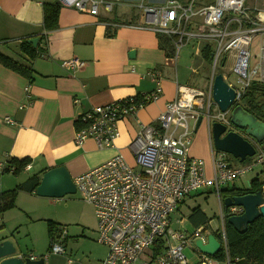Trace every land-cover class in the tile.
<instances>
[{"label": "built area", "instance_id": "obj_1", "mask_svg": "<svg viewBox=\"0 0 264 264\" xmlns=\"http://www.w3.org/2000/svg\"><path fill=\"white\" fill-rule=\"evenodd\" d=\"M59 3L91 14L99 13L101 6L108 11L113 8V3L105 0H59ZM140 3L141 12L154 32L176 37L175 58L179 57L181 47L192 39L206 41L207 45L209 40L216 43L206 89L179 85L176 97L167 103L157 123L141 125L130 144L136 166L130 165L118 152L96 168L73 178V183L82 198L94 207L98 221L96 240L108 249L102 264H136L156 242L163 244V250L154 258L151 253L150 261L143 264H189L184 252L187 246L197 252V264H217L219 261L201 252L195 241L201 239L207 243L209 234H214L221 243L220 250L224 248L228 252L227 218L242 213L244 208L238 205L226 208L221 190L236 185L237 179L256 165H264V149L257 150L253 163L233 166L227 160V153L215 149L211 141L210 176L204 161L188 151L200 116L210 133L211 124L216 121L234 129L228 111L219 109L216 115L211 113L215 103L212 85L219 73L218 66L226 73L233 71L239 76L236 88L221 73L228 86L235 90L233 105L239 104L251 84H264V6L259 5L264 4V0H165L160 4L142 0ZM256 36L260 37V51L258 62L252 66L250 45ZM47 54L48 51H44L40 55L47 57ZM62 64L67 68H80L84 62L70 58ZM193 71L197 72L198 68ZM29 89L30 84L26 87L27 93ZM161 92L158 85L139 97H127L86 111L78 117L81 126L75 130L76 144L93 138L101 148L115 147L114 141L120 135L118 121L156 100ZM206 187H211L219 199V225L214 229L209 221L194 228L192 233L173 229L171 216L180 203L194 191ZM67 233L66 226L60 225L52 231L49 253L60 256L66 253ZM226 254V264H233Z\"/></svg>", "mask_w": 264, "mask_h": 264}, {"label": "crops", "instance_id": "obj_2", "mask_svg": "<svg viewBox=\"0 0 264 264\" xmlns=\"http://www.w3.org/2000/svg\"><path fill=\"white\" fill-rule=\"evenodd\" d=\"M55 2L59 0H0V51L27 63L18 56L20 42L46 33L43 6ZM116 4L113 3L111 11L101 6L97 14L62 5L59 27L40 41L48 56L32 61L30 78L0 63V192L16 188L33 175L42 177L44 171L60 165L75 178L118 152L130 165H136L130 144L141 125L157 123L167 103L176 97L177 87L190 86L181 83L177 75L174 53L168 55L161 46L159 36L163 34L154 32L142 12L121 11ZM131 50L135 51L132 56ZM202 57L207 61L203 53ZM70 58L80 59L84 65L64 67L62 62ZM158 85L162 92L156 100L118 121L120 135L114 141L115 147L101 148L93 138L76 144L75 122L83 113L96 106L150 93ZM203 126L197 138V143H201L193 141L188 152L204 161L210 176L212 139L206 124ZM12 158L30 161L23 171L15 174L6 170ZM260 177L264 179V175ZM16 198V206L0 214L4 228L13 223L16 210H23L25 215L36 214L35 203L39 198L36 191H20ZM2 231L0 241L9 238L18 248L17 242ZM95 233L97 238L96 229ZM68 239L67 233L64 256L71 258ZM100 245L106 252L101 248L94 250L83 264H102L107 247ZM18 254H22L19 249Z\"/></svg>", "mask_w": 264, "mask_h": 264}, {"label": "rangeland", "instance_id": "obj_3", "mask_svg": "<svg viewBox=\"0 0 264 264\" xmlns=\"http://www.w3.org/2000/svg\"><path fill=\"white\" fill-rule=\"evenodd\" d=\"M114 4L118 3V8L123 11L128 12H138L142 11L139 6H141L142 0H120V1H110ZM145 3L160 4L165 2V0H144ZM183 1V0H182ZM116 2V3H115ZM117 5V4H116ZM260 6L264 4L259 3ZM115 13V11H113ZM201 20L200 17H197ZM208 43V42H207ZM206 41H196L195 39L190 40L185 43L180 50L179 57L177 58V75L181 83H187L190 86L199 87L201 89H206V79L208 73L210 72L212 65V58L208 61H203L201 54L202 46L207 45ZM209 45L212 48V52L216 50V43L213 40H209ZM260 37H254L251 47V65L254 66L258 62V53L260 51ZM177 52V51H176ZM193 68H198V71L194 74L192 73ZM217 71L224 74L226 81L230 82L236 88L239 87L238 74L233 73V71L226 73L227 71L218 66ZM239 104L242 106L246 104V100L242 99ZM219 111V107L216 103L212 106L211 113L216 115ZM231 116V112L228 113ZM206 123L202 121L199 125V129L193 134V141L197 143L198 137L200 136ZM228 129H231L229 127ZM201 142L197 143L200 144ZM256 145V149L259 151L260 146ZM264 147L262 146V149ZM256 156L247 157L243 162H239V159L234 157L232 154L227 153V160L232 165H247L255 161ZM133 166V165H132ZM136 166V165H134ZM253 171H250L244 177L237 179L235 182L238 186L248 184L250 178L255 177V174L260 176L264 175V166L262 164L256 165ZM37 198L36 214L25 215L24 211L16 210L17 216L13 223L3 227L0 224V231L3 235L11 236L15 242L18 244V248L22 254L31 256L34 255L38 258H44L45 255L49 254L47 258H44L45 264H83L90 258L91 253L94 250L100 249L105 251L106 249L100 245L96 240L95 229L98 230V221L95 216L94 207L91 203L82 198L81 192L77 191L72 194L64 195L61 198L52 197H42ZM217 194L211 187L202 188L200 190L194 191L191 195L185 197L182 203H180L177 211L171 216L173 229L179 231L192 233L195 229L194 223L191 220L193 209L199 207L205 214L206 219H211V225L215 229L219 225L221 208L220 202ZM48 221L54 223L63 224L68 230V251L71 248L72 252L68 258L67 256L60 254L49 253V246L51 237H49V226ZM82 229L84 232L81 234ZM13 234V235H12ZM153 246L150 247L139 259L136 264H143L144 262L150 261V255L152 253ZM108 252V249H107ZM185 255L188 258L189 264H197L199 262V257L197 252L193 250L192 247L187 246L184 249ZM107 255V253H106ZM72 263H69L71 261ZM74 260V261H73ZM154 264V263H151ZM217 264H225L224 261H219Z\"/></svg>", "mask_w": 264, "mask_h": 264}, {"label": "water", "instance_id": "obj_4", "mask_svg": "<svg viewBox=\"0 0 264 264\" xmlns=\"http://www.w3.org/2000/svg\"><path fill=\"white\" fill-rule=\"evenodd\" d=\"M39 37H31L28 43L37 46ZM135 51L131 50L130 55ZM213 87V100L222 112H231L230 120L234 129H228L221 122H214L211 128V139L215 149L225 153L232 154L243 162L247 157L256 154L255 144L264 141V121L249 113L245 108L234 103L236 96L235 90L228 86L223 75L217 73ZM203 117L200 116L195 127L199 129ZM64 165L56 166L44 171L40 183L36 188V193L42 197L61 198L64 195L77 192L73 178ZM224 206L238 205L244 208V211L238 215H231L227 222L238 232L243 233L247 226L259 217L264 218V185L256 192H250L243 195L229 196L224 199ZM196 246L204 254L215 256L220 251L221 243L214 234H209L207 243L201 239L195 241ZM44 258L32 259L31 256L18 254V249L12 240L4 239L0 241V264H45Z\"/></svg>", "mask_w": 264, "mask_h": 264}, {"label": "trees", "instance_id": "obj_5", "mask_svg": "<svg viewBox=\"0 0 264 264\" xmlns=\"http://www.w3.org/2000/svg\"><path fill=\"white\" fill-rule=\"evenodd\" d=\"M62 5L59 2L55 3H44L43 6V25L46 33L39 36V41L37 46L28 43L29 38H24L18 50V56L20 58H25L27 63L22 62L19 59L13 58L8 54L0 51V63L7 67L8 69L15 71L21 75L26 76L27 78L31 77L33 73L32 61L38 57H41L44 51V47L40 44L42 39L52 33L56 28L59 27V15ZM38 37V36H37ZM161 46L166 48L167 54L171 55L175 52L174 41L176 40L175 36L160 35ZM210 45L204 46L203 56L208 61L211 60L212 48ZM209 62V61H208ZM139 97V96H137ZM246 100L245 108L246 111L255 115L260 120L264 121V84H259L254 82L251 84V87L248 89L246 94L242 97ZM241 105V104H240ZM81 120L77 118L75 125L77 128L81 126ZM260 147L264 145V141L259 143ZM264 147V146H263ZM264 149V148H263ZM30 159H15L12 158L6 170H11L14 167L13 172L19 174L24 170L26 165L29 163ZM41 177L38 175H33L27 179L24 183L19 184L16 188L11 190H6L0 192V214L4 213L6 210L12 209L16 206L17 196L20 191H26L33 193L36 191L37 186L40 183ZM264 185V179H261L260 176L252 178L247 186L238 187L234 185L233 187H225L221 190V196L223 199L226 197L234 195H243L250 192H256ZM205 214L202 212L199 207L193 209L191 220L194 223L195 228L201 225H206L209 223V219H206ZM227 228V241H228V252L222 248L216 255L215 259L218 261H224L226 258V253L228 257L233 262V264H264V218L259 217L254 222L250 223L247 227V230L243 233L238 232L231 224L226 221ZM52 221H48L49 233L59 226ZM50 247V246H49ZM48 247V248H49ZM163 250V244L156 242L152 249V257L157 255Z\"/></svg>", "mask_w": 264, "mask_h": 264}]
</instances>
